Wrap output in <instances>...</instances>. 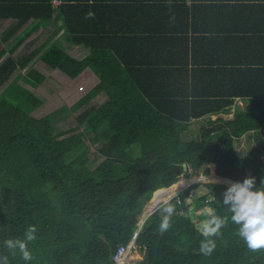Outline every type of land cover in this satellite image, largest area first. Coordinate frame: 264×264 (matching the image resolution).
I'll list each match as a JSON object with an SVG mask.
<instances>
[{"label": "trees", "instance_id": "16d2710c", "mask_svg": "<svg viewBox=\"0 0 264 264\" xmlns=\"http://www.w3.org/2000/svg\"><path fill=\"white\" fill-rule=\"evenodd\" d=\"M172 2L168 9L179 4ZM149 6L155 14L148 15ZM138 9L145 15L139 19L142 27L130 20ZM166 15L162 0H0V20H17L0 36V87L34 60L73 78L88 66L99 76L71 105L73 112L89 106L77 114L68 135L55 129L49 114L32 113L43 104L32 91L26 90L17 102L1 94V264L5 257L8 264H112L118 245L131 242L154 191L176 182L184 162L188 169L182 178L198 174L208 163L212 174L236 182L254 177L252 190H261L264 77L251 75L255 67L233 65L226 68L236 75L234 81L217 79V68H222L217 66V47L222 45L217 34L207 33L215 28L170 35V28H159L157 21ZM33 20L27 33L7 48L12 34ZM51 24L56 27L41 45L20 58L13 55L29 34ZM61 36L70 46L88 47L89 53L81 59L72 56L59 42ZM30 74L39 82L45 79L36 69ZM7 94L19 98L9 90ZM102 95L103 103L91 104ZM233 109L232 118H214ZM197 123L201 125L195 130ZM188 132L195 137L184 139ZM246 133L255 143L240 154L236 141ZM88 141L100 142L103 159L91 167L87 148L69 161ZM206 185L209 190L193 201L200 218L180 212L175 204L179 200L186 205L190 188H185L144 220L136 236L141 254L137 264H264V249H248L240 225L231 219L230 205L224 203L230 186ZM169 204L175 209L171 226L161 232L163 209ZM209 212L226 223L209 237L215 248L204 255L200 248L205 237L195 220L209 219ZM29 225L37 232L27 242L33 259L26 262L5 241L26 240Z\"/></svg>", "mask_w": 264, "mask_h": 264}, {"label": "rangeland", "instance_id": "374dc122", "mask_svg": "<svg viewBox=\"0 0 264 264\" xmlns=\"http://www.w3.org/2000/svg\"><path fill=\"white\" fill-rule=\"evenodd\" d=\"M3 20L5 21H0V36L4 35V33H6L8 30L10 31V29L17 22V20L15 19ZM36 21L37 20L31 21L30 23H26L19 30L15 31L12 34V37L6 43L7 48H11L13 45H15V43H17L27 33V31L36 23ZM54 28L55 26L53 27V25L51 24L50 26H48L47 29L43 31L29 34L28 37H26L25 40H23L22 43L18 46V48L13 52V55L17 58H20L28 54L32 50L36 49L45 41V39L50 35ZM58 40L61 43L62 47H64L69 54L78 59H81L88 54V50L83 45H68L64 36H61ZM31 69H36L37 71L41 72L44 75L45 79L42 80V82H39L35 77L30 74ZM88 73L89 69L85 70V74L79 75V78H71L60 68L49 69L48 67L44 66L40 61L34 60V63L28 69L17 68L11 74L8 80L0 87V96L1 94L3 96H8V100L17 102L18 99L23 98L26 90L32 91L35 95H37L43 100V104L38 108L34 109L32 113L36 116L49 114L52 118V123L55 129L57 131H65L68 135L71 134V132H69L71 127H73L77 123V114H79L82 110L89 106L87 104L83 106V108H81L80 110L74 112L70 109L71 105L75 101H77L79 97L83 96L87 91L90 90L91 86L88 87L87 85L80 84L83 80H87L91 77L87 75ZM84 76L86 77L85 79ZM92 84H94L93 79L89 81V85ZM8 90L15 93V95H19V98H12L10 95L7 94ZM105 98L106 97H104L103 95L101 98L91 104L98 106L99 104L103 103ZM238 103L242 105L240 102ZM202 121L203 120H200V123H202ZM200 123H197V126H193V128L195 130H198L201 125ZM194 137L195 136H193V134L190 132L184 134V139L187 140L193 139ZM254 143V138H252L249 133H246L240 139H237L236 147L240 154H244L246 152L251 151V148ZM87 148H90L92 156L91 160L89 161V165L91 167H95L97 163L104 157L100 153V142L97 141L95 143L88 141L83 148L77 150L76 152L70 155L69 161L73 160ZM205 169H209V172H205ZM210 170L212 169L209 168L207 164H204L203 169L198 174L189 176L192 177L193 180H191L185 186L192 185V188L195 191L193 197L194 200H197L200 196H202L209 190V187H207L206 185L207 182H218L228 185L223 180L217 181V179L206 178V174H211ZM202 174L204 175V178ZM182 177H185V175L181 174V177L178 180H180ZM192 181L194 182V184H191ZM228 186L231 185L229 184ZM151 199L149 201H151ZM188 203V209L187 206H177L179 211L182 213H193L196 217H199V215L201 214V210L197 211L194 208L195 206L192 204V200H189ZM145 208L146 206L144 207V209ZM144 217L145 211L138 216V223H140ZM205 220L207 219L201 218L198 220L196 218L195 221L198 225H200ZM138 252L139 249L137 247H131L129 249L127 259L128 261H130V264H137V262L140 260L141 254H138Z\"/></svg>", "mask_w": 264, "mask_h": 264}, {"label": "crops", "instance_id": "0c3cea01", "mask_svg": "<svg viewBox=\"0 0 264 264\" xmlns=\"http://www.w3.org/2000/svg\"><path fill=\"white\" fill-rule=\"evenodd\" d=\"M168 1L170 3L174 1L172 3L179 4L173 5L174 8L170 7L168 9ZM162 2L166 5L167 17L157 21H161L159 28H170V35H182L185 33L198 35L201 32H206L204 30L207 25H210L209 29L215 28L217 30L207 32L208 34H217V41L222 45L220 48L217 47V66L222 67L217 68V79H221V81L228 79L229 82L234 81L236 75H232V72L226 68L233 65H249L255 67L256 70L258 69V72L255 70L251 75L260 76L261 78L264 77V71L260 69L264 68V0H162ZM149 7L150 13L148 15L155 14L156 9L151 6ZM139 11L138 9L137 13L130 20L137 21L135 23L139 27H142L139 19H142L145 15L139 13ZM54 26L56 27V24ZM84 47L89 53L90 49L86 46ZM87 69H89L87 75L91 77L83 80L80 84L87 85L88 87L91 86L90 88H92L99 82V76L90 66L86 67L83 70L84 72L82 71L83 73L81 72L79 75L85 74V70ZM225 70L228 72H223ZM92 79L94 80V84L89 85V81ZM238 102L241 104L244 103V101ZM206 178L217 179V181L223 180L212 173L207 175ZM186 179L189 180L186 181ZM191 180H193L191 177H187L174 182L171 185L173 186L172 191L162 200H167ZM178 182L181 184L177 186ZM224 182L229 185L228 182ZM168 188H160L159 190H167ZM156 193L151 201L147 203L146 207L148 209L159 202L154 200ZM148 209H144L145 215Z\"/></svg>", "mask_w": 264, "mask_h": 264}, {"label": "clouds", "instance_id": "9594fccd", "mask_svg": "<svg viewBox=\"0 0 264 264\" xmlns=\"http://www.w3.org/2000/svg\"><path fill=\"white\" fill-rule=\"evenodd\" d=\"M219 115L224 116L226 118L227 117L232 118L234 115V109L229 114L220 113L214 116L217 117ZM210 173H211V170H210ZM216 175L222 179L227 178V177H224L218 174ZM254 186H255V178L249 175L242 182L237 181L233 183L226 190L225 199H224V203L227 205H230V210L233 213L231 217L232 221L235 224L240 225L239 230H238L239 235L246 242L248 249L253 252L264 249V179L261 180V186H262L261 190L253 191L252 189L254 188ZM160 188H163V187H160ZM160 188L154 191L153 196L156 193V191L159 190ZM186 188H190L191 190L192 187H186ZM178 193H180V191L177 190L167 200H160L154 206L150 207L147 213L149 211L151 213L148 215L146 213L145 217L141 220V222L143 223L144 220L148 216H150L153 212L159 211V209L161 208L163 204L171 201V199ZM147 203L145 204V206L147 205ZM175 204L177 206L182 205L179 200H176ZM182 206L188 207L189 205L187 204V201H186V205H182ZM143 211H144V208L142 212ZM174 211H175L174 206H172L171 204H169L167 207L163 209V212L166 213V215H164L163 221L160 224L161 232L167 231L169 227L171 226L170 220H171L172 215L174 214ZM208 216L210 217L209 219L203 221L200 225L197 226L198 231L201 233V235L205 237V240L202 242V245L200 248L201 253H203L204 255H211L213 249L215 248L214 242L210 240L209 237L217 235L220 229L226 223V218H221L219 216H216L213 212H209ZM141 222L138 223L139 226L135 234H138V231L142 225ZM36 232H37L36 226L29 225L25 232L26 240L9 239L5 241V244L9 249L15 250L16 248H18L22 254V259L24 261L26 262L31 261L33 259V256H32L31 251L28 249L27 242L34 241L36 239ZM136 247L137 246H135V248ZM139 253H140V250L138 254ZM113 258H114V254H113ZM115 263H116V260L114 258V261L112 264H115ZM5 264H8L7 257H5ZM124 264H130V261H128V259L126 258V260L124 261Z\"/></svg>", "mask_w": 264, "mask_h": 264}, {"label": "built area", "instance_id": "2783aa9c", "mask_svg": "<svg viewBox=\"0 0 264 264\" xmlns=\"http://www.w3.org/2000/svg\"><path fill=\"white\" fill-rule=\"evenodd\" d=\"M204 174H205V173H204ZM207 175H208V174H206V176H207ZM202 176L204 177L203 174H202ZM191 184H194V182L192 181ZM186 187H192V185H191V186H184L183 188L179 189L178 191L181 192V191H183ZM194 194H195V191H194L193 188H191L189 194L186 196L187 204H189V203H188L189 200H192V203H193V197H194ZM207 208H208V207H207ZM150 213H151V212L149 211V212L147 213V215L150 214ZM141 224H142V222H141ZM141 224H140V225H141ZM136 236H137V234H135V235L133 236V238L131 239V242H130L129 244H127V245H125V244H120V245H118L117 250H116L115 253H114V258H115V260H116V263H115V264H124V261L126 260L128 254H129V249H130L131 247H132V248H135V246H136Z\"/></svg>", "mask_w": 264, "mask_h": 264}, {"label": "bare ground", "instance_id": "6f19581e", "mask_svg": "<svg viewBox=\"0 0 264 264\" xmlns=\"http://www.w3.org/2000/svg\"><path fill=\"white\" fill-rule=\"evenodd\" d=\"M189 179H186V181H188ZM224 181L228 182L230 185H232L233 183H235L236 181L234 180H231V179H228V178H223ZM181 183H177V186L180 185ZM184 187V186H183ZM182 187V188H183ZM173 189V186H170L167 190H164V189H161V190H158V192L156 193L155 195V198L154 200L155 201H160L162 200L169 192H171ZM148 207L145 208V210H147Z\"/></svg>", "mask_w": 264, "mask_h": 264}, {"label": "water", "instance_id": "95a60500", "mask_svg": "<svg viewBox=\"0 0 264 264\" xmlns=\"http://www.w3.org/2000/svg\"><path fill=\"white\" fill-rule=\"evenodd\" d=\"M193 126L195 127L196 124H193ZM183 168H184V170H183V172H182V175H185V173H186V171H187V169H188V165H187L186 162L183 163Z\"/></svg>", "mask_w": 264, "mask_h": 264}]
</instances>
